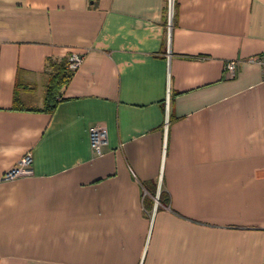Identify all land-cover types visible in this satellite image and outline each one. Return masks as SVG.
Returning <instances> with one entry per match:
<instances>
[{"label": "crops", "instance_id": "obj_1", "mask_svg": "<svg viewBox=\"0 0 264 264\" xmlns=\"http://www.w3.org/2000/svg\"><path fill=\"white\" fill-rule=\"evenodd\" d=\"M255 57L264 0H0V264H264Z\"/></svg>", "mask_w": 264, "mask_h": 264}, {"label": "built area", "instance_id": "obj_2", "mask_svg": "<svg viewBox=\"0 0 264 264\" xmlns=\"http://www.w3.org/2000/svg\"><path fill=\"white\" fill-rule=\"evenodd\" d=\"M173 7L174 0H167V24L168 27L171 25V20L173 17ZM68 68L71 71L76 70L81 63L83 62V58L77 55L71 56L69 58ZM249 62L256 63L263 69L264 72V58L255 57L251 58ZM238 71V64L235 61L228 62L225 65L224 72L228 78H233ZM107 144V132L106 128L102 125H96L90 129V145L93 153L97 156H101L103 153V147ZM31 163L30 156H27L18 167L13 168L10 172L5 175V179L14 180L16 178L22 177L29 173L27 167Z\"/></svg>", "mask_w": 264, "mask_h": 264}, {"label": "trees", "instance_id": "obj_3", "mask_svg": "<svg viewBox=\"0 0 264 264\" xmlns=\"http://www.w3.org/2000/svg\"><path fill=\"white\" fill-rule=\"evenodd\" d=\"M67 59L50 62L48 65V81L45 92V111L53 113L62 100L61 92L69 83L72 71L68 68ZM16 102V101H15Z\"/></svg>", "mask_w": 264, "mask_h": 264}, {"label": "rangeland", "instance_id": "obj_4", "mask_svg": "<svg viewBox=\"0 0 264 264\" xmlns=\"http://www.w3.org/2000/svg\"><path fill=\"white\" fill-rule=\"evenodd\" d=\"M24 176H26V175H24Z\"/></svg>", "mask_w": 264, "mask_h": 264}]
</instances>
